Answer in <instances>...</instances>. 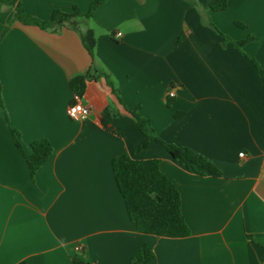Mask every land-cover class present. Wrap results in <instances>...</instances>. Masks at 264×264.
Segmentation results:
<instances>
[{
    "label": "crops",
    "instance_id": "0c3cea01",
    "mask_svg": "<svg viewBox=\"0 0 264 264\" xmlns=\"http://www.w3.org/2000/svg\"><path fill=\"white\" fill-rule=\"evenodd\" d=\"M93 1L0 6V264H130L143 246L155 253L149 264H264V81L251 60L264 67V0H229L219 12L214 0H107L79 30L14 19L18 5L48 21L57 10L85 15ZM93 67L102 76L78 98L92 112L71 120L70 83ZM108 108L119 115L113 131ZM135 109L157 138L203 155L221 176L189 171L155 140L141 149ZM40 140L54 152L32 176L24 154ZM123 153L160 161L189 237L137 231L113 173Z\"/></svg>",
    "mask_w": 264,
    "mask_h": 264
},
{
    "label": "trees",
    "instance_id": "16d2710c",
    "mask_svg": "<svg viewBox=\"0 0 264 264\" xmlns=\"http://www.w3.org/2000/svg\"><path fill=\"white\" fill-rule=\"evenodd\" d=\"M107 0H94L87 14H81L77 9L72 13H64L59 10L54 11L50 20L41 21L24 11L18 5L14 15L15 21L25 24H37L44 29H61L69 27L79 30L80 18H90L92 14L102 6ZM229 0H214L209 4V8L215 12L225 11ZM16 0H0L1 5L13 7ZM82 41L89 54L94 57L96 38L92 30L79 31ZM6 30L0 31V41ZM184 35L179 38V42ZM247 37L236 46L243 48L249 41ZM257 67L264 81V67L251 58ZM94 66V65H93ZM94 67L85 76L74 78L70 87L77 98H82L90 81H97L101 78ZM0 108L4 119L8 122L2 98L0 96ZM139 129L145 136L140 148H146L153 140L162 144L173 157L174 160L185 166L189 171L198 174L209 173L213 176H221L218 167L203 155L184 147L167 144L157 138L151 128L149 120L138 114V109L131 112ZM110 108L103 113V125L109 130L111 121L118 117ZM20 147L19 142H16ZM32 153L24 154L28 164L30 174L34 176L36 172L50 160L53 155V147L47 140L35 141L31 145ZM113 173L119 191L125 201V206L131 221L136 225L137 231L141 234L162 238H185L191 235V230L182 212L181 194L173 182L161 170L159 160H134L127 153L117 156L112 163ZM155 258V253L148 246H143L132 257L130 264H149ZM74 264H90L85 260L75 257Z\"/></svg>",
    "mask_w": 264,
    "mask_h": 264
},
{
    "label": "built area",
    "instance_id": "2783aa9c",
    "mask_svg": "<svg viewBox=\"0 0 264 264\" xmlns=\"http://www.w3.org/2000/svg\"><path fill=\"white\" fill-rule=\"evenodd\" d=\"M115 36L121 37L122 34L117 33ZM169 97H171V98L175 97V91L173 89L170 91ZM91 112H92L91 108L84 105L82 102H80V100L77 97L75 98V100L71 103V105L67 109V114H68L69 118L71 120H74V121L86 120L90 116ZM240 157L245 158L246 154L242 152L240 154ZM81 250H82L81 246L76 247V251H81Z\"/></svg>",
    "mask_w": 264,
    "mask_h": 264
},
{
    "label": "snow or ice",
    "instance_id": "6c2138e0",
    "mask_svg": "<svg viewBox=\"0 0 264 264\" xmlns=\"http://www.w3.org/2000/svg\"><path fill=\"white\" fill-rule=\"evenodd\" d=\"M243 155V154H242Z\"/></svg>",
    "mask_w": 264,
    "mask_h": 264
}]
</instances>
